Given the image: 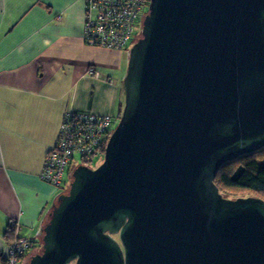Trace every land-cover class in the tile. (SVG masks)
I'll use <instances>...</instances> for the list:
<instances>
[{"label":"water","instance_id":"obj_1","mask_svg":"<svg viewBox=\"0 0 264 264\" xmlns=\"http://www.w3.org/2000/svg\"><path fill=\"white\" fill-rule=\"evenodd\" d=\"M104 161L26 264H264V199L214 179L264 146V0H149Z\"/></svg>","mask_w":264,"mask_h":264},{"label":"crops","instance_id":"obj_2","mask_svg":"<svg viewBox=\"0 0 264 264\" xmlns=\"http://www.w3.org/2000/svg\"><path fill=\"white\" fill-rule=\"evenodd\" d=\"M85 3L0 0V264L15 233L12 219L34 241L33 254L40 251L63 192L42 171L65 114L87 110L116 118L124 108L126 49L87 43Z\"/></svg>","mask_w":264,"mask_h":264},{"label":"built area","instance_id":"obj_3","mask_svg":"<svg viewBox=\"0 0 264 264\" xmlns=\"http://www.w3.org/2000/svg\"><path fill=\"white\" fill-rule=\"evenodd\" d=\"M145 1L86 0L84 39L88 44L124 51L133 39L136 21L141 15ZM90 73L100 75L94 68L90 69ZM62 121L59 141L49 150L42 171L44 180L50 181L60 189L67 185L63 179L67 171L72 175L76 166L84 163L83 158L101 155L100 140L115 122L109 115L101 116L93 112L73 110L66 113ZM19 225L17 219L9 221V227L15 233L8 244L4 264H26L25 260L33 254L34 242L20 234Z\"/></svg>","mask_w":264,"mask_h":264},{"label":"trees","instance_id":"obj_4","mask_svg":"<svg viewBox=\"0 0 264 264\" xmlns=\"http://www.w3.org/2000/svg\"><path fill=\"white\" fill-rule=\"evenodd\" d=\"M145 2L144 8H146V6L149 4L148 0ZM81 111L96 113L94 111L87 110ZM81 111L73 110V112ZM97 114L101 116L109 115L115 121L112 127L110 126L106 130L105 136L100 140L101 145L99 148L101 155L98 156L103 157L107 140L109 139L113 129H115L118 119L117 117L115 118L110 114ZM93 156L94 155L83 158L84 163L90 166L94 159L98 157ZM217 172L218 173L216 174L214 181L216 184H218L220 193L222 195H225L229 198L254 195L257 197L260 196L264 199V146L256 149V151L246 152L243 155L233 159V161L224 163Z\"/></svg>","mask_w":264,"mask_h":264},{"label":"rangeland","instance_id":"obj_5","mask_svg":"<svg viewBox=\"0 0 264 264\" xmlns=\"http://www.w3.org/2000/svg\"><path fill=\"white\" fill-rule=\"evenodd\" d=\"M149 10H150V2H149V5H147L146 8H144L142 10V12L140 13L141 14L140 17L136 21V29H135V32H134V35H133V39L128 43V47L125 50L124 69L121 71V73L122 74L124 73V75H126L125 73L127 71V65H128V61H129L128 58H129V54H130V51H131V47L136 43V40H138L142 36V31H143V27H144L143 22H144V19H145L146 15L149 12ZM123 93L124 92H122V99L124 100L125 99V96L123 95ZM120 116L117 117L118 120L116 122V126L118 125V123L120 121V119H119ZM104 158H105V156H103V157H101V156L96 157L94 159V161L90 164V166H92L93 168L97 167L99 164H101L104 161ZM63 179H65L64 184L66 183L67 185L66 186L64 185L65 187L62 186L61 187V191H65V190L68 191V189L70 188V183L72 182V175H69V171H67L65 173ZM40 247H42V242L40 243V245L38 247L41 250ZM29 259H30V257L28 259H26L25 262H29Z\"/></svg>","mask_w":264,"mask_h":264},{"label":"flooded vegetation","instance_id":"obj_6","mask_svg":"<svg viewBox=\"0 0 264 264\" xmlns=\"http://www.w3.org/2000/svg\"><path fill=\"white\" fill-rule=\"evenodd\" d=\"M66 191V190H65Z\"/></svg>","mask_w":264,"mask_h":264}]
</instances>
